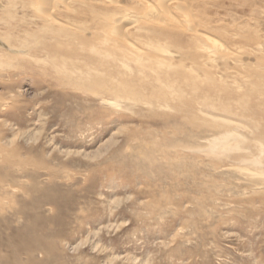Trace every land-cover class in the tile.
<instances>
[{"label":"rangeland","instance_id":"rangeland-1","mask_svg":"<svg viewBox=\"0 0 264 264\" xmlns=\"http://www.w3.org/2000/svg\"><path fill=\"white\" fill-rule=\"evenodd\" d=\"M0 264H264V0H0Z\"/></svg>","mask_w":264,"mask_h":264},{"label":"bare ground","instance_id":"bare-ground-1","mask_svg":"<svg viewBox=\"0 0 264 264\" xmlns=\"http://www.w3.org/2000/svg\"><path fill=\"white\" fill-rule=\"evenodd\" d=\"M116 9V8H115ZM165 9V8H164ZM123 11V10H122ZM162 15V14H161ZM130 16V15H129ZM164 26V25H163ZM48 27V26H47ZM42 28V27H41ZM40 28V33H42V34H48V29L47 28H45V29H41ZM44 28V27H43ZM53 29V28H52ZM51 30V29H50ZM197 31V30H196ZM56 32V30H51V33H52V35L50 36V38L52 39V40H56V36H57V34L55 33ZM200 32V31H199ZM72 35H64V37H65V39H66V41L68 40V44L71 42L72 43V41H73V39L74 40H76V42L78 41V43L75 45V46H73V44H71V45H63L64 47H66V48H64L63 46V48L62 47H58V46H53V45H48V51L49 52H53V53H55L58 49H60V51H62V52H64L65 53V56L64 57H66V59H64L63 58V60L62 61H65L64 63H62L61 64V66L60 67H62V71H67L68 69H75V72H82L83 70H85V71H87L88 70V72H89V74H84V75H81V77H84L85 78V80H89V79H91V78H94V77H92L91 75H93V76H99V77H102V73L100 72V70L99 69H97V70H99V71H97L96 69H92V68H90V67H88V66H83V67H80V66H78V65H76V68L75 67H73L72 66V64L74 63V62H76V61H74V60H72V59H69L68 58V55H70V54H72V53H74L75 55L74 56H78L81 60H83V61H81L80 60V62L82 63V64H85V63H90V62H101V61H99V60H101V59H98L97 57L95 58L92 54H95V53H100L101 54V51H100V49H98L97 47H96V42H95V38L94 37H89L87 34H84V36L82 37V38H74V37H71ZM57 39H59V38H57ZM142 39V38H141ZM57 42H58V40H57ZM74 42V41H73ZM99 43V42H98ZM100 44H101V42H100ZM138 44V43H137ZM106 45V44H105ZM160 46V45H159ZM58 47V48H57ZM106 48L105 49H110L109 47H107V45L105 46ZM143 48V47H142ZM104 49V50H105ZM108 49L106 50V51H108ZM111 49H113V48H111ZM105 51V52H106ZM120 51V50H119ZM126 51V50H125ZM124 50L123 51H121V52H119V54H118V57H116L117 59V61L118 62H120L121 64L120 65H122V67L123 68H125V69H127V70H131L130 69V66L129 65H132V64H130L131 62H133V63H135V64H138L139 65V69H140V71L142 72V71H145L146 73L148 72L149 74H150V72H155V71H158L157 69L159 68V67H161L160 65H165L166 63L165 62H160V61H158L159 63L157 64V65H154V66H150L149 68L148 67H146V66H148V65H144V58L141 56V53L139 52H135L134 51V49H128V51L127 52H125ZM164 51V50H163ZM110 52V51H109ZM92 53V54H91ZM103 53V52H102ZM112 53V52H111ZM110 53V54H111ZM123 53V54H122ZM109 53H106V56L107 57H110V54L108 55ZM91 55V56H90ZM114 55V54H113ZM99 57H102V56H99ZM111 57H112V55H111ZM111 57H110V60H111ZM114 57V56H113ZM103 58V57H102ZM103 60V59H102ZM106 61V60H105ZM109 62V61H108ZM115 62V61H114ZM155 62V61H154ZM115 63H117V62H115ZM155 64V63H154ZM64 65V66H63ZM151 65H153V63L151 64ZM118 66V65H117ZM105 67V66H104ZM119 68L121 67V66H118ZM105 68H107V67H105ZM135 69V68H134ZM134 71H136V70H134ZM138 72V71H137ZM129 73H130V71H129ZM156 73V72H155ZM125 74V73H124ZM131 75V74H130ZM126 76H128V75H126ZM149 76H151V75H149ZM159 76V75H158ZM99 77H96V78H99ZM170 77V76H169ZM128 78V77H127ZM126 78V79H127ZM148 79H149V77H147ZM154 78V77H153ZM140 79V78H139ZM155 79V78H154ZM145 80V79H144ZM172 81V80H171ZM116 81H114V80H111V79H107V80H105V84H106V86H102V88H103V91H101V93L103 94V96L104 97H102V99H101V101L103 102V103H105V104H108L109 106H113V107H118V106H120L121 105V102H122V99L121 98H126V94H127V90H126V92H125V89L124 88H118L117 87V85H116V83H115ZM157 82V81H156ZM148 83V82H147ZM172 83V82H171ZM159 84V83H158ZM143 87V86H142ZM174 87V86H173ZM130 88V87H129ZM124 89V90H123ZM171 89V88H170ZM156 90V89H155ZM158 91V90H157ZM131 92H132V90H131ZM154 94H155V92H154ZM160 94H161V92H160ZM173 94V93H172ZM135 96V95H134ZM133 96V97H134ZM160 97H162V95L160 96V95H156V96H152V97H149L152 101H153V103L155 104V102L157 103V101H159L161 98ZM135 103H139V101L140 100H138L137 99V96H135ZM138 100V101H137ZM162 101V100H161ZM160 101V102H161ZM164 101V100H163ZM169 101V100H168ZM166 102H167V100H166ZM164 105V104H163ZM154 106H156V105H154ZM157 106H162V104L161 103H157ZM165 108H166V106H165ZM157 109V108H156ZM169 109H171V108H169ZM164 111V110H163ZM218 128V127H217ZM213 129V128H212ZM220 129V128H219ZM222 133V132H221ZM221 133H220V136H218L217 138H215L214 140H212L210 143H211V145L209 146V148L207 149V151L209 152V155L210 154H213V155H216V154H220V152H223V151H225V150H238V148H239V145H240V143L237 141L238 139H240V138H238V136L236 135V134H234V133H229V132H227V133H224L223 135H221ZM241 142V141H240ZM231 155V154H230ZM253 163V162H252ZM38 235V234H37ZM6 240V239H5ZM5 244V243H4ZM14 244V243H13ZM12 245V244H11ZM25 247V246H24ZM6 249V248H5ZM13 250V249H12Z\"/></svg>","mask_w":264,"mask_h":264}]
</instances>
